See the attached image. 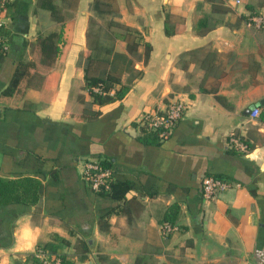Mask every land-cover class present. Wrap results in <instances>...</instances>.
Returning a JSON list of instances; mask_svg holds the SVG:
<instances>
[{
	"label": "crops",
	"instance_id": "0c3cea01",
	"mask_svg": "<svg viewBox=\"0 0 264 264\" xmlns=\"http://www.w3.org/2000/svg\"><path fill=\"white\" fill-rule=\"evenodd\" d=\"M39 1L0 0V94L18 61L30 58V43L59 29ZM91 1L62 7L69 40L54 66L21 92L0 96V176L43 183L34 204L0 201V264H39L46 242L64 264H264V28L245 22L253 0H220L226 11L208 0H116L115 18L141 31L149 57H133L139 75L122 73L130 88L121 99L99 104L79 87V119L70 88L83 76ZM197 14L209 29L198 31ZM166 15L178 29L170 34ZM114 49L127 53L126 41L117 37ZM175 99L185 110L169 135L141 128L144 112ZM233 133L247 151L231 147ZM94 158L131 184L123 199L88 185L84 165ZM206 175L230 186L205 199ZM173 204L176 229L163 234Z\"/></svg>",
	"mask_w": 264,
	"mask_h": 264
},
{
	"label": "trees",
	"instance_id": "16d2710c",
	"mask_svg": "<svg viewBox=\"0 0 264 264\" xmlns=\"http://www.w3.org/2000/svg\"><path fill=\"white\" fill-rule=\"evenodd\" d=\"M64 4H59L58 0H40L39 6L50 11L51 16L59 25L57 31L48 34H39L34 41L30 43V58L20 59L13 73L9 85L1 92L3 95L11 96L14 91L21 92L26 86L31 85L33 77L39 74L40 70H46L53 67L57 58L62 54L63 47L68 43L69 36L66 34V22L62 14V7L75 8L78 0H61ZM212 3L213 10L226 11L229 6L220 4V0H208ZM220 2V3H218ZM256 5L264 6V0L246 1V6L250 9L248 15L256 14ZM91 15L89 17L88 28L86 30L87 48L82 53L84 57L83 76L77 86H71L70 93H73L74 99H70V104L77 111L74 115L83 119L85 117L84 95L79 92V87L88 90L92 101L103 104L106 102L121 99L129 90V84L121 82V75L124 71L133 72L134 77L141 73V70L134 69V59L137 57L144 62L147 61L151 50V44L144 40L141 31L133 26L120 22L115 17L119 15V8L116 0H92L90 3ZM246 16V18L248 17ZM99 19H104V25L98 24ZM97 29L93 25H97ZM164 30L167 34L173 33L177 28H170L168 17L164 22ZM214 25V24H212ZM194 26L198 31H205L210 28V23L206 17L201 14L196 15ZM103 29L102 33L99 30ZM117 37L126 41L127 53H121L114 49V43ZM143 47L139 52V46ZM119 84L118 87H115ZM113 92L111 93V91ZM96 113V112H94ZM141 128L160 138L157 130L150 129L146 122L141 123ZM108 165L107 162L102 161ZM131 184L126 180L112 179L110 188L101 193L110 195L116 199H123ZM43 189V183L36 177L20 176L16 178H4L0 176V201H22L34 204L39 200ZM177 205L170 206L169 211L163 216L161 223L169 222L174 225L176 218ZM103 216L101 219H104ZM105 225L106 219L102 220ZM107 223V222H106ZM61 241L60 238L55 235ZM52 242H46L39 246L37 250H47L50 253L55 252L57 245Z\"/></svg>",
	"mask_w": 264,
	"mask_h": 264
},
{
	"label": "built area",
	"instance_id": "2783aa9c",
	"mask_svg": "<svg viewBox=\"0 0 264 264\" xmlns=\"http://www.w3.org/2000/svg\"><path fill=\"white\" fill-rule=\"evenodd\" d=\"M237 3L240 0H229ZM249 27L264 28V12L248 15L245 19ZM0 48H6V42L0 39ZM185 104L181 99L169 101L163 109H153L144 112L139 121L146 122L147 126L152 130H157L160 137L169 135L177 122L183 115ZM260 112L259 107H255L250 111V117H256ZM229 143L232 148L239 151H247L248 144L236 134H231ZM83 176L88 185L96 192L108 190L111 180L113 179V171L109 165H105L101 160L94 158L85 162ZM230 186V182L217 175H206L201 181V192L205 199L214 198L219 192ZM176 229V226L169 223H161L160 230L163 234H168ZM39 264H64L59 254H52L47 250H37Z\"/></svg>",
	"mask_w": 264,
	"mask_h": 264
},
{
	"label": "rangeland",
	"instance_id": "374dc122",
	"mask_svg": "<svg viewBox=\"0 0 264 264\" xmlns=\"http://www.w3.org/2000/svg\"><path fill=\"white\" fill-rule=\"evenodd\" d=\"M104 21H105L104 19H99V20H98V24H100L101 26H103V25H104ZM98 24H97V25H93V28H94V29L99 28V27H98ZM103 31H104L103 29L99 30L100 33H102Z\"/></svg>",
	"mask_w": 264,
	"mask_h": 264
},
{
	"label": "water",
	"instance_id": "95a60500",
	"mask_svg": "<svg viewBox=\"0 0 264 264\" xmlns=\"http://www.w3.org/2000/svg\"><path fill=\"white\" fill-rule=\"evenodd\" d=\"M252 108H253V106H252ZM247 111H251V108H248Z\"/></svg>",
	"mask_w": 264,
	"mask_h": 264
}]
</instances>
